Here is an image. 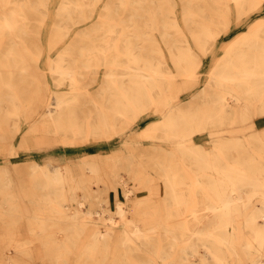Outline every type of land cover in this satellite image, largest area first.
<instances>
[{
  "label": "bare ground",
  "instance_id": "1",
  "mask_svg": "<svg viewBox=\"0 0 264 264\" xmlns=\"http://www.w3.org/2000/svg\"><path fill=\"white\" fill-rule=\"evenodd\" d=\"M96 1L63 0L53 26L54 41L66 22L85 17ZM130 1L127 19L95 25L52 63L56 86L66 89L53 92L54 109L49 98L38 99L42 113L23 136L21 150L27 148L29 136L36 149L55 146L46 143L47 137L66 147L109 142L144 115L161 116L163 102L167 107L174 95L181 100L199 84L202 71L197 70L212 54L209 50L220 33L211 31L212 26H199L207 33L177 37L172 32L178 29L169 28L191 24L193 15L198 17L193 23L200 22L199 16L216 15V10L249 22V14L264 7V0H177L172 7L168 0ZM118 2H111L107 10L115 14L118 6L123 7V1ZM49 4L50 0H0V122L10 127L0 132L4 143L20 132L19 114L29 103L31 90L48 91L29 62L36 56L31 47L39 46L29 18L36 20L39 33L50 14ZM175 8L184 9L188 19L180 22ZM153 26L169 32L170 38L162 39L171 44L165 48L167 55L161 45L140 44L159 41L155 33H148ZM190 37H197L192 45ZM195 43L201 49H194ZM222 50L192 101L180 102V107H172L132 135L149 141L146 152L136 148L138 161L115 150L97 160L84 155L64 165L19 160L11 166L1 164L0 264H36L41 252L45 258L40 264H69L75 250L79 252L74 264H264V128L256 123L264 117V18L258 17ZM178 77L195 78L183 81V94L171 93ZM206 133L212 146L195 141ZM146 166L160 175L164 192L152 187L151 177L141 171ZM105 172L115 185H127L122 177L126 172L139 189L148 188L135 200L131 216L118 201L115 212L124 225L117 236L112 218L102 222L103 228L87 229V223H98L95 214L102 217V211L87 204L91 200L87 191L109 190ZM137 174L143 175L140 180ZM131 192L124 189L125 200H132ZM156 193L162 195L161 213L158 205L143 204L158 199ZM102 200L108 201L107 194ZM67 201L76 204L74 209ZM27 203L31 214L25 210ZM83 206L91 208L83 211ZM19 220H27L32 240L13 237ZM59 231L66 234L63 241L39 236ZM86 232L90 236L80 241ZM17 255L25 256V261Z\"/></svg>",
  "mask_w": 264,
  "mask_h": 264
},
{
  "label": "rangeland",
  "instance_id": "2",
  "mask_svg": "<svg viewBox=\"0 0 264 264\" xmlns=\"http://www.w3.org/2000/svg\"><path fill=\"white\" fill-rule=\"evenodd\" d=\"M63 0H50L49 4V15L46 16L45 22L43 23L40 32L38 33L37 23L36 20L32 17L29 18L31 20V28L33 35H37L38 39V47H31L32 49H35V55L33 58L29 59V62L32 64V69L34 73L37 75V81L44 82L46 86H48V91H44V89L38 90V94H35L31 90L30 95L28 96V104L24 108H22V112L19 114V125H20V132L17 133V135H14V137L11 139L9 143H4V141H1L0 139V165L1 164H8L9 166L14 165V162L22 161V163H27L29 161H36L38 163L44 164L47 162H50L52 165H64L71 159H78L83 157L84 155H87L90 157L91 160H97L100 155H109L111 152H114L115 150L120 151L121 153L133 155L135 158V162L138 161V156L135 153L136 148L141 152H146L149 150V147H146L149 143L147 140L143 139H137L132 138V135L137 134L140 132L144 126L148 125L149 123L153 122V120L162 118V115H165L170 111V109L178 108L181 106L180 102L186 101L189 99L192 101V97L194 98L195 93H197L198 90L204 85V80L206 73L212 69L213 67V58L220 57L223 54V46L224 44L234 38V36L239 35L240 33L249 30L250 24L257 20L258 17L264 18V7H261L262 10H256L254 13H250L249 16V22L245 20L246 17H242L239 21H237V18L234 14L228 15H220L219 11L216 10V15L210 14L207 17L199 16L200 22L196 21L193 23V18H198L196 15H193L191 17V24H184L178 27H171L169 29H178L176 32H172V34H176L177 37L186 35L191 36L195 33H200L201 35L207 33L205 30L202 29L199 26H212L210 29L211 31L216 30L220 33L218 34V37L216 38L215 42V48L209 50L212 54H209L204 60H203V66H201L202 71L201 75V81L199 84L194 87L190 88L186 91V94L182 97L181 100H179V97L177 98V95H174L173 98L169 99L172 100L170 104L166 107L165 103L160 106V110L162 115H150V113L144 115L141 120H138L133 127L116 136L114 139H112L109 142H96L92 144H87L83 146H73V147H66L61 145V143L56 142L55 140H50L48 137L46 138L49 142H46L48 144H53L55 146L50 145L48 148H40L36 149L33 147V141L32 138L29 136V140L27 143V148H22L21 150L20 145L22 144V138L24 135H26V132H28L30 126L32 123H34L35 120L38 119L39 115H41V106L37 107L38 99H47L49 98L50 102V108H55V97L56 95L53 93L54 91H64L66 89V86L63 87H57L55 84V80L53 75L50 73V67L52 63H55L59 60V55L62 53H65L67 50H70L72 47H74L77 43V39L79 37L83 38L84 35L90 33V30L93 29L95 25H100L102 21L105 20H113L114 23L118 24L120 23L123 18L127 19V12L130 8L131 1L130 0H122L123 1V7L118 6L117 12L112 14L110 11L107 10L108 5L113 2L115 5V2L117 3L119 0H97L95 2V5L92 9L89 10L87 15L83 18L74 19L73 21L66 22L64 24V30H62L59 33H62L61 35L57 36L54 41V36L56 31H54V24L57 20V14L59 12L61 3ZM121 1V0H120ZM120 1L118 3H120ZM170 6L172 7L174 4H176L177 0H168ZM119 5V4H118ZM175 12L177 13L176 16L180 22H184L185 19H188V16L186 14V11L182 8H175ZM3 9L0 8V12H2ZM260 11V12H259ZM208 12V10H207ZM212 12V11H210ZM205 20L204 22H201L202 20ZM224 19H227L225 24H223ZM239 22V23H238ZM230 25V28L228 29V26ZM148 33L152 35L153 33L156 34L157 39L159 41H141L140 44L149 45V47L156 48L158 45H161L163 52L162 54L167 55L168 52L165 51V48H168L169 41H163L162 39H169L170 37H166V33H169L167 31H164V28L153 26L148 29ZM197 35V34H195ZM193 37H190V44L192 45L193 41H197V37L195 39H192ZM194 49H201L200 43H195ZM38 52H41L40 54H37ZM213 60V61H212ZM103 69L100 68V72L98 73L99 78L102 77ZM197 74V75H198ZM199 76V75H198ZM41 78V79H40ZM45 80V81H42ZM178 84L177 88L174 90H171V93H176L178 90L180 91V94H183L184 89L182 88L183 81H187L189 83L193 82L195 78H187V80H183L182 78L178 77ZM38 82V83H39ZM42 84V83H41ZM41 84H38L39 86ZM51 92V93H50ZM183 103V102H182ZM41 108V109H40ZM28 117V118H27ZM150 121V122H149ZM147 122V123H146ZM256 123L258 127L264 128V117L258 118L256 120ZM141 126V127H140ZM9 125H7L5 122H0V132H6L9 130ZM129 133V134H128ZM43 137V135H42ZM118 137V138H117ZM129 139V140H128ZM135 139V140H134ZM125 140V141H124ZM195 141L203 146H212V144L209 142V136L206 134H203L201 136H196ZM121 142V143H120ZM133 145V146H132ZM164 145V144H163ZM123 148V149H122ZM60 155V156H59ZM72 155V156H71ZM75 156V157H74ZM69 157V158H68ZM55 158V159H53ZM145 163V162H144ZM146 164V163H145ZM21 165V164H20ZM141 171L144 172L147 176L151 177L152 180V187L155 189L161 188L162 192H164V185L162 184V179L159 174H156L149 166H146L145 168H141ZM142 174L136 175V179L140 180ZM25 177V176H22ZM104 179L107 180L109 190L104 191L103 188H101L99 191H96L95 189H89L87 193L90 196V202L87 204L92 206V209L94 210H100L102 211V217L99 218L98 215H94V221L98 223H87V229L88 231L92 230L93 228H103L105 225L102 223L103 221L105 223H109V219L116 222V233L113 234V236H117L118 232L120 230V226L124 225V222L121 221V218L119 214H117L116 211V205L118 201H123L126 205V209L129 211L128 216H131V210H134V205L138 203V201H135L141 197H144L148 193V188L139 189V184H134V181H131L129 178V175L125 172L122 174V177L126 180H128L127 185L124 187L122 185H115L111 179V176L105 172L103 175ZM264 177V176H263ZM95 188V185H93ZM130 189L132 200H125L124 197V189ZM107 194L108 201H103L102 198ZM158 194L159 198H154L149 202H145L143 204H149V205H158L159 207L157 210L161 213L163 211L162 205H163V199L161 193ZM99 196L102 198L99 199ZM66 204L70 205L69 209H74V205H76L72 201L65 202ZM25 210L31 214V208L27 204L24 205ZM89 206H83L81 209L83 211H87ZM108 219V221H106ZM15 229L17 230L15 234H13V237L15 239H20L21 241L28 242L32 240L33 235L29 233L28 230V224L27 220H19ZM58 230V229H57ZM37 236V235H36ZM40 237H49V240L51 241H63L66 238V234L64 232H54V233H48V234H41ZM89 233H83L81 234V240L84 241L85 237H89ZM16 242V240H14ZM40 240L34 241L38 245ZM79 250H75L70 256H69V264H74L77 260V253ZM9 255L13 256L14 251L9 250ZM15 256V255H14ZM18 256V255H17ZM20 257V262H24L26 257L25 256H18ZM44 254L41 252L40 256L36 255V264L41 263V259H44ZM208 261L210 263H213L212 257L207 254ZM28 259V258H27ZM194 261H199L198 257H193ZM112 260L109 259V263ZM32 262L31 264H33ZM13 264V263H8ZM105 264H108L105 263Z\"/></svg>",
  "mask_w": 264,
  "mask_h": 264
}]
</instances>
